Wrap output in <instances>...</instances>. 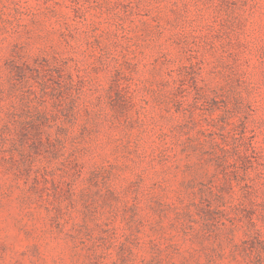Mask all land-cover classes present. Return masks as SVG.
I'll list each match as a JSON object with an SVG mask.
<instances>
[{"label": "rangeland", "instance_id": "374dc122", "mask_svg": "<svg viewBox=\"0 0 264 264\" xmlns=\"http://www.w3.org/2000/svg\"><path fill=\"white\" fill-rule=\"evenodd\" d=\"M0 264H264V0H0Z\"/></svg>", "mask_w": 264, "mask_h": 264}]
</instances>
